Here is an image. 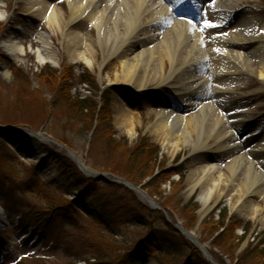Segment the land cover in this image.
<instances>
[{"label": "rangeland", "instance_id": "obj_1", "mask_svg": "<svg viewBox=\"0 0 264 264\" xmlns=\"http://www.w3.org/2000/svg\"><path fill=\"white\" fill-rule=\"evenodd\" d=\"M2 1L10 18L7 22L0 21V40L13 34L22 36L18 30L20 26L37 33L44 32L51 37L52 50L60 64H40L35 54L38 44L30 36L23 38L28 51L21 60L9 61L5 50L0 47V68L4 69L2 64H5L10 72L5 76L4 71H0V126L22 127L26 131L42 132L54 140L65 141L89 168L133 183L159 203L161 210L155 209L140 192L125 184L112 186L98 181L100 190L94 191L90 198H84L81 191L65 177L66 167L60 159L49 156L43 162L38 160L39 154H43L42 150L48 154L45 150L51 148L60 152L63 160L80 172L65 149L54 142H45L37 150L30 139L16 132L2 130L0 157L5 159L0 160V203L6 216L0 215V249L3 248L6 254L0 258V264H13L18 258H24L21 264H186L184 257L171 255L173 243L167 242L168 239L176 241L178 245L181 243L186 255L191 252L206 261L207 256L183 234L179 225L196 234L199 243L217 264H264V254L260 252L264 249V197H249L251 204H245V196L238 193L244 186L243 175L239 174L231 182L228 178L232 175L228 166L233 154L215 150L194 154L189 145H185L172 157L163 150L162 139L150 129L157 112L168 104H180V100L175 95H165L166 92L158 91L157 88L135 91L133 85L126 89V85L115 81L113 75L118 68L117 61H109L102 69L104 62L99 48V35L89 22L75 23L68 30L81 32V51L88 44L95 48L93 68L71 59L67 55L64 37L49 28L44 20L28 18L27 5L23 1ZM47 1L64 12L68 10L65 0ZM248 2L250 7L258 4L257 8H261V5L264 8V0ZM198 21L213 22L210 18L206 21L204 17ZM232 27L231 24L229 28ZM168 29L161 28V33ZM262 30L259 27L256 32L260 34ZM249 32L252 33V29ZM202 34L206 41H210L209 32L204 31ZM30 44L33 46L32 52L29 51ZM141 48L136 44L134 51L139 52ZM198 68L209 82L201 89L200 95L206 99L214 95L215 109L230 116L231 112L242 108L253 119L246 123L241 120L242 125H238L240 130L233 122L225 123L224 126L233 134V143L243 144L235 152L246 154L264 169V154L253 155L248 152L249 147L261 146L264 141V91L259 90L264 88V82L258 80L256 72L243 84L230 85L228 93L215 95L213 81L216 75L211 57L200 62ZM50 70L54 72L53 77L47 74ZM82 80H87L88 84H83ZM215 83L219 84L218 81ZM80 95L87 97L91 108L84 113L70 108L67 100L69 96L77 100ZM124 103L136 118H143L142 124L138 123V128L131 134L116 124L118 111ZM184 108L181 111L183 115L192 114V109ZM252 132L259 136L245 142L244 137ZM143 143L155 146L159 158L147 160L150 166L147 173L150 175L142 184H137L127 179V176L130 174L129 163L137 157V150ZM200 160L219 165L227 179L224 182H228L224 192L219 196L214 195L216 201L199 222L201 204L198 197L203 183L195 187L191 194L188 189L196 177L191 173L198 169ZM146 162L142 161L143 164ZM148 182L152 186L147 187ZM106 200L113 205H140L141 210L146 209V217L156 216L155 224L162 233L153 236L151 229L146 228V222L127 220L129 216L122 213L121 209L112 205L105 207ZM255 209L257 213L253 216ZM99 212L98 216L107 215L114 222L118 220L114 233L101 225L102 221L97 216ZM167 230L169 234L166 239L160 238ZM146 236L158 252L154 253L156 257H149L150 262L139 254L142 251L138 244ZM247 248L255 250L245 251Z\"/></svg>", "mask_w": 264, "mask_h": 264}, {"label": "bare ground", "instance_id": "obj_2", "mask_svg": "<svg viewBox=\"0 0 264 264\" xmlns=\"http://www.w3.org/2000/svg\"><path fill=\"white\" fill-rule=\"evenodd\" d=\"M20 1L27 5L28 18L44 20L49 28L64 37L67 55L71 59L84 62L87 67L93 68L95 48L88 44L86 49L81 51V32L68 30L75 23L89 22L99 35V48L103 54L102 63L104 62L102 69L109 61H117L118 68L113 75L115 81L126 85V89L133 85L135 91L157 88L158 91L166 92L165 95L172 94L180 100V104H168L157 112L155 121L149 126L155 136L162 139L163 150L169 152L172 157L185 145H189L194 154L208 150L233 154L228 166L232 178H228L231 182L238 178L239 174L243 175L244 186L238 193L245 196V204H251L249 197H264V170L257 167L254 160L235 152L239 150L240 144L233 143V134L224 126L230 119H236L239 126L242 125L241 120L253 119L242 112L227 118L217 108L214 110V103L209 100L215 96L206 99L200 95L201 89L209 82L208 77L198 70L200 62L211 57L216 75L213 81L215 95L228 93L230 85L243 84L256 72L258 80L264 82L263 9L250 7L248 0H217L215 3L214 0H202L211 5L209 10L214 19L213 25H218L213 26L211 39L206 41L200 26L191 20L190 9L194 8H190L185 0H65L68 3L67 12L47 0ZM197 4L199 7L202 5ZM4 7V2L0 0V21L7 22L10 15ZM180 9L184 12L177 15ZM227 24L234 27L230 32L223 33ZM167 26L169 29L161 33V28ZM209 27L201 26L203 31ZM259 27L263 29L260 34L256 32ZM251 29L252 33L249 32ZM18 30L22 36L13 34L0 40V47L12 60L18 61L27 55L23 38L30 36L38 44L35 50L38 62L59 66V58L50 43L51 37L26 26H20ZM161 35V40H158ZM136 44L142 46L139 52L134 51ZM32 48L31 45V51ZM3 71L5 76L10 74L5 68ZM259 90L264 91V88ZM182 106L192 109V114L183 115ZM118 112L116 124L128 134L138 128V123L142 124V116L136 118L125 103ZM207 122L209 124L204 127L203 124ZM32 137L30 141L37 150L48 141L39 134ZM254 151L264 152V141L263 145ZM39 157L40 161L44 158L42 155ZM199 163L198 169L191 173L196 177L194 183L189 186L188 193L191 194L195 187L203 183L198 197L201 219L216 201L214 195L219 196L224 192L228 181L224 182L227 179L219 165L204 163L202 160ZM256 211L257 209L254 210L253 216ZM188 235L193 241H197L193 232Z\"/></svg>", "mask_w": 264, "mask_h": 264}, {"label": "trees", "instance_id": "obj_3", "mask_svg": "<svg viewBox=\"0 0 264 264\" xmlns=\"http://www.w3.org/2000/svg\"><path fill=\"white\" fill-rule=\"evenodd\" d=\"M48 76H52L53 77V70H50L48 73ZM71 78V77H70ZM87 81V80H85ZM50 83H54L52 81H50ZM64 89L67 90L64 86ZM66 94L68 93L65 92ZM68 102H69V107L70 108H74L75 110H80V112L82 111L83 113L85 111H88L89 109H91L88 105V100L85 99H77V100H73V98L71 96H69L67 98ZM147 144L143 143L141 144V148L137 150V157L135 159H133L132 161H130V174L127 176V179H129L130 181L137 183V184H142L143 181L147 178L148 175H150L149 173H147L148 171H150V166L148 165V161L147 160H153L155 161V159H158V149H156V147L154 146H146ZM152 149V150H151ZM49 153L53 154L57 159H60L62 161V163L65 165L66 169H65V177H67V179L69 180V182L71 184H73L77 190L81 191L85 197L90 198V196L93 195L94 191H99V186L97 185V181L95 180H88L87 178H85L74 166H71L69 164H67L61 155H56V153H53L49 150ZM154 155V157H153ZM3 160V157H0ZM146 163H142V161ZM147 169V170H146ZM137 173V174H136ZM136 174V175H135ZM96 183V184H95ZM112 185V184H110ZM115 186V185H114ZM152 186L151 182H148V186ZM99 189V190H98ZM112 205L113 207H116V209H121L122 213H124L125 215H128V219L134 220V221H144L148 224V227L152 228H158L157 225L155 224V220H156V216L155 217H146V213L147 212L146 209L141 210L140 205L137 204H130V203H125L123 205H118V204H111L109 200H106L104 203L105 207H108ZM148 215H151L148 213ZM99 220L102 221L101 225L106 228L108 231L111 232H115L117 230V226L116 223L117 221H113L111 218H107L108 216H98ZM120 217V215H119ZM143 226V225H142ZM161 229H159L160 231ZM162 233V231H160ZM167 234H169L168 230L164 231L163 236L166 239ZM180 239V238H178ZM181 240V239H180ZM241 240V239H239ZM171 242L173 243V245H171L170 249L172 250V252L175 254V256H180V257H184L186 264H209L208 262H206L205 260H203L199 255H196L194 253H189L188 255L185 254V252L183 250H185L184 246L180 243V245H182L183 247H181L180 245H178L176 243V241H172L170 239L167 240V242ZM189 248H191V245L188 244ZM142 247L146 250L149 251V253L151 252L149 249V245L146 244L145 242L142 244ZM251 251V250H255V249H246L245 251ZM260 252H262V254H264V249H262ZM246 254V253H245ZM248 254V252H247ZM154 255V253H153Z\"/></svg>", "mask_w": 264, "mask_h": 264}, {"label": "water", "instance_id": "obj_4", "mask_svg": "<svg viewBox=\"0 0 264 264\" xmlns=\"http://www.w3.org/2000/svg\"><path fill=\"white\" fill-rule=\"evenodd\" d=\"M5 131H14V132H17L19 134H23V135H29L28 133L26 132H23V131H20L19 128H15V127H8V128H5ZM31 137V136H30ZM71 155L74 157L75 161L77 162V164L79 165V167L87 174V175H90V176H94L96 177L98 180H109V178L107 177V175L105 173H98V172H95V171H91L89 169H87L84 164L81 162V160L79 159L78 155L71 151L70 152ZM116 182H121V179H117ZM201 248L203 249V247L201 246ZM212 262H214L212 259H210Z\"/></svg>", "mask_w": 264, "mask_h": 264}, {"label": "snow or ice", "instance_id": "obj_5", "mask_svg": "<svg viewBox=\"0 0 264 264\" xmlns=\"http://www.w3.org/2000/svg\"><path fill=\"white\" fill-rule=\"evenodd\" d=\"M210 27H213V26H218V25H212L211 23L209 24Z\"/></svg>", "mask_w": 264, "mask_h": 264}]
</instances>
